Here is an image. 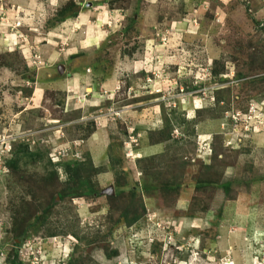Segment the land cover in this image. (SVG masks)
<instances>
[{
    "label": "rangeland",
    "instance_id": "obj_1",
    "mask_svg": "<svg viewBox=\"0 0 264 264\" xmlns=\"http://www.w3.org/2000/svg\"><path fill=\"white\" fill-rule=\"evenodd\" d=\"M10 259L264 264V0H0Z\"/></svg>",
    "mask_w": 264,
    "mask_h": 264
},
{
    "label": "crops",
    "instance_id": "obj_2",
    "mask_svg": "<svg viewBox=\"0 0 264 264\" xmlns=\"http://www.w3.org/2000/svg\"><path fill=\"white\" fill-rule=\"evenodd\" d=\"M6 41V40H5ZM71 77H74V79L70 80L68 83H70L71 81H73L77 86H78V82L82 81V78L85 77V74L84 73H81V72H76L74 75H72ZM48 84H50V87L51 88H56V85L59 84V81H54V80H51V81H48ZM37 87L33 88V98H32V101H35L37 102L36 104H40V100L42 99L43 96H41V88L38 87V84L36 85ZM96 86H99L100 87V90H103V83H99L97 84ZM109 87V86H108ZM95 88V87H94ZM92 88V89H89V93L87 92L88 89H85L84 93H81L78 91V93H73L71 97L72 98H76L77 96H84V100H86V97L89 96V94H92V93H95V89ZM78 89V87H77ZM81 89V88H79ZM101 95L103 96V93H101ZM78 107L80 106H75V109H77ZM91 107H94V106H91ZM35 109H39L37 106ZM68 110L69 112H72V111H76V110ZM103 131L102 130H97L96 132H94L91 137L85 142V148H87V151L88 153L90 154L91 158H92V161H93V164L96 165L98 161L97 158L98 156L100 157L102 154H104L106 151H107V148H108V144L107 143H104L102 144V141L104 140V136H103Z\"/></svg>",
    "mask_w": 264,
    "mask_h": 264
},
{
    "label": "trees",
    "instance_id": "obj_3",
    "mask_svg": "<svg viewBox=\"0 0 264 264\" xmlns=\"http://www.w3.org/2000/svg\"><path fill=\"white\" fill-rule=\"evenodd\" d=\"M80 12V8L76 5V4H73V3H70L69 5H67L66 6V8H65V13L64 14H66L65 15V17L66 18H70V16H73V17H76L77 15H78V13ZM88 158V157H87ZM84 158L83 159V163L85 164H87L88 165V167L90 168V169H94L93 168V165H92V163H91V161H90V159L88 158ZM83 163H79L78 165L76 164V166H85ZM72 165H74V164H67V165H65L66 166V171L68 170V171H70V169H71V166ZM75 166V165H74ZM75 166V167H76ZM176 186H178V184L176 185ZM176 186H174V187H176ZM167 188V187H166ZM166 188H165V190H166ZM170 188H172V186H170ZM178 189H179V186H178ZM163 192V191H162ZM129 196H133L135 193L133 192V191H130L129 193H127ZM127 194H125V192H120V196H124V195H127ZM76 195V194H75ZM72 196H73V194H72ZM77 197H81V196H75V197H70V198H77ZM59 199H61V200H63L64 199V197H62V196H59ZM9 262H11V259L9 260ZM11 264H14L13 262H11Z\"/></svg>",
    "mask_w": 264,
    "mask_h": 264
},
{
    "label": "built area",
    "instance_id": "obj_4",
    "mask_svg": "<svg viewBox=\"0 0 264 264\" xmlns=\"http://www.w3.org/2000/svg\"><path fill=\"white\" fill-rule=\"evenodd\" d=\"M58 156L64 158V157L67 156V154H65V152L64 153H59ZM75 157H76L75 159H80V155L79 154H76Z\"/></svg>",
    "mask_w": 264,
    "mask_h": 264
},
{
    "label": "water",
    "instance_id": "obj_5",
    "mask_svg": "<svg viewBox=\"0 0 264 264\" xmlns=\"http://www.w3.org/2000/svg\"><path fill=\"white\" fill-rule=\"evenodd\" d=\"M110 193H111V189H110ZM112 194V193H111Z\"/></svg>",
    "mask_w": 264,
    "mask_h": 264
}]
</instances>
